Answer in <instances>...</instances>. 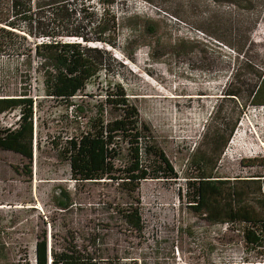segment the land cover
Segmentation results:
<instances>
[{"label":"rangeland","instance_id":"374dc122","mask_svg":"<svg viewBox=\"0 0 264 264\" xmlns=\"http://www.w3.org/2000/svg\"><path fill=\"white\" fill-rule=\"evenodd\" d=\"M115 11L126 18L118 48L104 50L116 62L86 93L96 97L97 83L101 88L111 81L122 85L178 178L140 184L144 232H129L110 207L113 201L124 203L115 185L71 180L69 165L54 145L65 141L63 132L74 120L65 105L44 99L34 85L32 95L42 103L32 163L0 151V241L5 245L0 264H35L40 234L84 228L96 229L119 257L138 264H264L246 260L237 226L208 225L181 195L191 175L189 158L208 148L215 132L219 145L228 138L218 164L220 176H264V106L249 105L256 73H264V13L257 16L226 0H117ZM241 36L250 38L244 58L235 52ZM27 41L31 47L37 40ZM15 90L12 81L4 92ZM233 92L239 97L228 95ZM243 105L247 108L242 111ZM18 120V111L0 115V128L14 129ZM64 190L74 201L68 211L55 202Z\"/></svg>","mask_w":264,"mask_h":264},{"label":"trees","instance_id":"16d2710c","mask_svg":"<svg viewBox=\"0 0 264 264\" xmlns=\"http://www.w3.org/2000/svg\"><path fill=\"white\" fill-rule=\"evenodd\" d=\"M226 2L256 11L257 16L264 13V0ZM116 4L117 0H0V58H7L0 61V115L19 113L16 128H0V151L17 153L32 163L35 119H40L42 103L32 95V88L39 86L44 99L65 105L74 120L63 132L65 141L54 145L69 165L71 180L115 185L124 203L110 204L114 217L126 230L141 235L140 184L148 179H175L178 174L122 85L111 81L101 88L97 83L96 97L86 93L116 62L104 50L118 48L121 22L126 19L115 11ZM31 37L37 41L30 47L27 38ZM242 38L235 52L244 58L250 38ZM94 43L102 47H93ZM256 76L249 105L264 106V73L257 71ZM12 81L15 93L4 92ZM228 95L239 97L238 92ZM246 108L243 105L242 111ZM227 142L228 138L219 145L215 132L208 148L189 158L191 175L181 195L186 207L208 225L237 226L246 260H264V176H220L218 164ZM55 202L63 211L74 205L67 190ZM106 238L91 228L50 237L43 232L35 244V264H138L119 257ZM4 250L0 241V262Z\"/></svg>","mask_w":264,"mask_h":264}]
</instances>
